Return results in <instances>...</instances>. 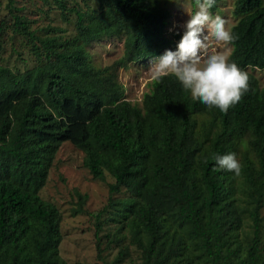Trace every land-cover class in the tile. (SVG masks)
Wrapping results in <instances>:
<instances>
[{
    "label": "trees",
    "instance_id": "obj_1",
    "mask_svg": "<svg viewBox=\"0 0 264 264\" xmlns=\"http://www.w3.org/2000/svg\"><path fill=\"white\" fill-rule=\"evenodd\" d=\"M99 1L97 11L71 9L76 35L65 42L34 35L14 0L6 2L11 30L27 36L45 62L19 74L0 65V264H66L58 254L60 213L39 196L64 141L83 153L93 178L102 180L104 171L114 178L109 191L120 185L133 195L122 207L142 264H264L257 241L264 202V87L246 70L264 69V0L234 4L230 62L250 80L249 91L227 113L194 101L173 76L151 79L141 107L127 101L115 66L177 49L179 35L166 33L165 0ZM120 34L122 57L95 68L85 45ZM201 113L208 119L198 125L192 118ZM242 137L253 157L243 153L240 175L255 226L245 258L237 255L233 237L240 215L231 196L232 173L214 159L235 152ZM170 220L176 227H167Z\"/></svg>",
    "mask_w": 264,
    "mask_h": 264
},
{
    "label": "rangeland",
    "instance_id": "obj_2",
    "mask_svg": "<svg viewBox=\"0 0 264 264\" xmlns=\"http://www.w3.org/2000/svg\"><path fill=\"white\" fill-rule=\"evenodd\" d=\"M65 5L61 9L57 0H14L13 6L22 15L34 35L39 37L54 36L62 41H69L76 35L75 12L99 10V0H61ZM236 0H217L213 16H220L227 21L226 27L231 28L238 19L232 11ZM7 0H0V20H3V31L0 34V65L9 67L14 73H21L33 68L44 58H38L32 49L31 40L24 34L15 33L12 28V17L8 14ZM164 5L170 12L166 33L176 37L178 44L184 34V25L197 9L191 0H165ZM207 34L206 31L204 33ZM124 35L104 37L93 40L85 45L88 61L95 68L111 65L123 55ZM39 45V44H37ZM40 46V45H39ZM231 44L212 41L209 54L212 51H227L229 55ZM176 49L167 48L165 51ZM157 56V57H159ZM155 58L145 62H128L124 68H114L117 80L124 88V98L132 104L141 107L142 96L149 91L152 79L151 64ZM253 74L261 87H264V69L246 68ZM208 119L204 113L195 114L199 125L201 120ZM200 126L195 127L199 131ZM217 126H214V130ZM195 136V135H194ZM204 141V145H207ZM245 137L239 139L234 153L241 164L242 155L253 160L252 153L246 149ZM83 153L68 141L62 142L52 160L45 184L39 189V196L56 206L60 213L58 254L66 264H142L141 251L132 239L129 224L130 215L124 214L122 200L133 198V195L122 186H114L109 191V185L114 184V178L104 171L102 180L93 178L83 166ZM231 173V172H230ZM231 196L234 205L239 210L240 224L233 233L238 243L237 255L246 257V251L253 242L254 222L251 217L252 198L247 193V186L242 177L232 173ZM112 200V204L108 201ZM99 223V229H97ZM168 228L176 227L175 222L168 221ZM257 238L259 251L264 259V202L259 209ZM145 241L147 235L142 233ZM187 245L189 243L187 242ZM200 264H204L199 260Z\"/></svg>",
    "mask_w": 264,
    "mask_h": 264
},
{
    "label": "clouds",
    "instance_id": "obj_3",
    "mask_svg": "<svg viewBox=\"0 0 264 264\" xmlns=\"http://www.w3.org/2000/svg\"><path fill=\"white\" fill-rule=\"evenodd\" d=\"M194 4L197 10L184 25L176 51H165L151 64L152 79L159 83L164 77L173 76L194 101L227 113L249 91V73L230 62L227 51L209 54L212 41L227 46L235 36L226 27L225 19L212 15L215 0H194ZM255 70L260 71L258 67ZM214 159L220 170L240 176L242 165L234 153Z\"/></svg>",
    "mask_w": 264,
    "mask_h": 264
}]
</instances>
